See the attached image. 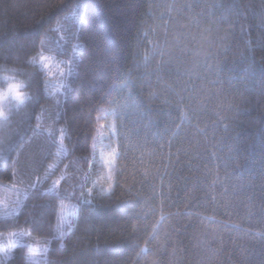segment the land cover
<instances>
[{
    "label": "trees",
    "instance_id": "trees-1",
    "mask_svg": "<svg viewBox=\"0 0 264 264\" xmlns=\"http://www.w3.org/2000/svg\"><path fill=\"white\" fill-rule=\"evenodd\" d=\"M7 78L0 264H264V0H0Z\"/></svg>",
    "mask_w": 264,
    "mask_h": 264
},
{
    "label": "rangeland",
    "instance_id": "rangeland-1",
    "mask_svg": "<svg viewBox=\"0 0 264 264\" xmlns=\"http://www.w3.org/2000/svg\"><path fill=\"white\" fill-rule=\"evenodd\" d=\"M42 63L46 65L49 72L51 71V69H54L51 67V64H49V60L43 58ZM6 82L7 83L4 89L0 91V104H6V102L9 101L18 104L23 103V101L25 100V93L23 91L22 85L10 78H7ZM13 86H15L14 89ZM17 92L20 94L21 97V99L19 100L16 98ZM76 210L77 206L65 203L61 208V220L63 221L64 218H66L67 216L74 214ZM8 240L11 242L14 248L19 245H25L27 247L29 259H32L33 262H36L38 259H41L43 257H46L47 251L49 249V243L45 242L42 239L32 237L27 231L13 233L12 235H9Z\"/></svg>",
    "mask_w": 264,
    "mask_h": 264
},
{
    "label": "snow or ice",
    "instance_id": "snow-or-ice-1",
    "mask_svg": "<svg viewBox=\"0 0 264 264\" xmlns=\"http://www.w3.org/2000/svg\"><path fill=\"white\" fill-rule=\"evenodd\" d=\"M161 55H163V53H161ZM15 88V86H13V89ZM16 98L19 100V99H21V97H20V94L17 92L16 93ZM0 115H3V113L2 112H0ZM227 130V126H225V131ZM63 246V245H62Z\"/></svg>",
    "mask_w": 264,
    "mask_h": 264
}]
</instances>
